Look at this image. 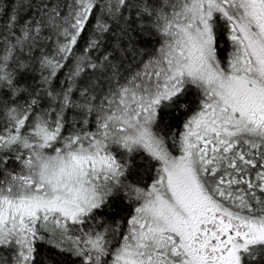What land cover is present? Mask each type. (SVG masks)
<instances>
[{
  "label": "snow or ice",
  "instance_id": "1",
  "mask_svg": "<svg viewBox=\"0 0 264 264\" xmlns=\"http://www.w3.org/2000/svg\"><path fill=\"white\" fill-rule=\"evenodd\" d=\"M0 264H264V0H0Z\"/></svg>",
  "mask_w": 264,
  "mask_h": 264
},
{
  "label": "trees",
  "instance_id": "2",
  "mask_svg": "<svg viewBox=\"0 0 264 264\" xmlns=\"http://www.w3.org/2000/svg\"><path fill=\"white\" fill-rule=\"evenodd\" d=\"M221 47L227 50H230V45H228L226 42L222 41L221 42Z\"/></svg>",
  "mask_w": 264,
  "mask_h": 264
}]
</instances>
